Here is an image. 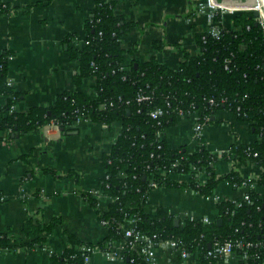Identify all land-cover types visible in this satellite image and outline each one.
I'll list each match as a JSON object with an SVG mask.
<instances>
[{
    "label": "trees",
    "instance_id": "1",
    "mask_svg": "<svg viewBox=\"0 0 264 264\" xmlns=\"http://www.w3.org/2000/svg\"><path fill=\"white\" fill-rule=\"evenodd\" d=\"M8 8L1 5L0 13ZM131 27L116 12L114 1L95 0L83 25L84 45L73 47L70 39H66L69 57L78 66L73 78L77 90L58 95L52 107H33L25 113L10 112L20 95L7 82L9 56L6 52L0 54V95L5 97L0 110V142L39 131L51 123L57 124L63 133L75 130L79 120L107 128L114 124L121 126L111 150L102 157L105 175L99 182L100 195L110 198V202L105 212L97 213L98 220L108 223L107 236L93 244L67 234L68 247L60 254L52 253L51 264H85V257L94 249L115 251L122 242L130 241L124 237L122 227L131 218L135 219V231L140 235L150 239L156 236V245L175 240L189 252L197 249L200 257L196 264H212L217 260L203 256L214 242L223 244L236 239L252 245L246 250V264L263 261L264 197L254 192L250 193V203L239 208L235 202L219 203L221 225L216 221L206 224L199 219L176 225L173 217L162 210L151 217L145 206L153 189L149 186L151 182L156 187L189 188L208 198L220 183L240 185L242 180L233 171L218 175V158L204 145L193 152L183 146L173 150L164 139L158 138V133L165 134L178 121L170 111L157 119L150 117L152 110L163 108L166 102L172 108L178 106L201 116L228 109L237 121H247L243 114L251 113L254 123L249 126V133L259 135L260 140L233 145L232 149L242 164L251 162L264 167V32L254 22L252 12L235 13L230 27L218 39L196 34L199 55L191 57L184 53L178 68L172 70L156 57L126 62L130 52L121 49L120 41ZM153 48L161 51L163 44L153 43ZM87 79L93 80L94 97L78 90ZM138 93L149 96V101L138 103ZM220 98L226 99V103L214 108H209L205 101ZM227 160L224 156L220 161ZM174 164L177 165L173 167ZM162 170L167 174L161 175ZM180 173L189 176L188 183L173 181L171 176ZM199 174L206 179L204 185H200ZM256 184L264 186V173ZM84 196L96 208L97 199L89 193ZM52 228V224L27 220L21 227L26 238L21 246L42 247ZM12 247H15L12 241L0 235V249ZM81 247L91 251L83 252ZM255 256L259 257L257 261L252 259ZM119 259L125 264H149L139 252L128 248L121 249Z\"/></svg>",
    "mask_w": 264,
    "mask_h": 264
},
{
    "label": "crops",
    "instance_id": "2",
    "mask_svg": "<svg viewBox=\"0 0 264 264\" xmlns=\"http://www.w3.org/2000/svg\"><path fill=\"white\" fill-rule=\"evenodd\" d=\"M95 0H0L9 8L0 13V54L6 52L7 82L20 96L15 112L25 113L33 107H52L64 91H76L73 78L78 66L67 51L70 46L83 45V25ZM114 1L116 12L132 25L121 38V49L130 52L126 62H144L156 57L160 63L175 70L183 54L197 55L193 36L203 30V19L189 28L185 19L192 15L197 0H103ZM222 1V0H221ZM240 3L247 0H223ZM236 7V6H234ZM239 8V7H237ZM153 43L163 44L161 51ZM77 45V46H76ZM92 79L84 80L79 91L94 97ZM5 97L0 95V110ZM214 125L205 130L203 141L211 154L236 142L254 140L246 125L233 117L227 121L217 113ZM191 118H183L169 128L164 140L171 149L185 147L193 152ZM71 132H61L52 123L39 131L16 135L0 142V235H5L15 247L0 249V264H51L50 255L60 254L68 247L67 234L88 242L99 243L108 234L98 220V213L107 210L110 199L97 197L99 182L105 175L102 157L108 154L120 134V124L110 128L102 124L80 122ZM216 170L223 175L229 163L218 160ZM234 168L241 176H254L255 167ZM174 182H189L186 174H175ZM89 193L97 199L96 208L85 200ZM241 195L225 183H220L212 196L205 198L189 188L156 187L147 198L145 212L154 217L158 210L173 217L178 225L189 218L218 220V204L235 201ZM217 197L220 200L217 201ZM32 219L44 225L52 224L51 233L42 247L26 248L21 232L23 224ZM120 245L111 253L95 249L85 264H125L120 262ZM156 264H183L176 250L156 246ZM212 264H245L238 253Z\"/></svg>",
    "mask_w": 264,
    "mask_h": 264
},
{
    "label": "built area",
    "instance_id": "3",
    "mask_svg": "<svg viewBox=\"0 0 264 264\" xmlns=\"http://www.w3.org/2000/svg\"><path fill=\"white\" fill-rule=\"evenodd\" d=\"M262 1L263 2H260V0H255L254 5L250 9L235 10V9L226 7L224 5V4H226V2L223 0L220 2L217 0H197L194 13L185 19V23L187 26H189V28L197 27L198 20L202 18L204 23H205V26L203 25V30L195 31L193 36H195L196 34H205V35L210 36L212 38L218 39L220 33L225 28L230 27L231 17L235 13H238L241 11H249V12L256 11L258 13V17L253 18V20L256 23V25L260 26L261 30L264 32V0H262ZM262 3H263V5H262ZM203 39H204V37H202V40ZM82 42L84 45V40ZM196 47H197V55L194 57H197L199 55V52H200L199 47L197 45H196ZM8 85H10V84L8 83ZM149 99H150L149 96H146L144 93H138L136 96V101L138 103L148 102ZM205 101L207 102L209 108H214V107H217L219 104L224 105L226 103V99H224V98L208 99ZM14 111H15V107L12 106L10 108V112H14ZM169 111L177 117L178 121H180L181 119L186 118V117L191 118L193 120L191 132H192V139L194 141L195 148L200 147L202 145H204L206 147V145L203 141V137L205 135V130L207 127L210 126L211 122H213L215 120V117H216L217 113H219V112L223 113L225 116L233 117V119L236 122L245 124L248 130H249V126L254 123L253 122V115L251 113L247 114L248 116L243 114L244 117H248L247 121H237L235 118L236 115H234L232 113V111H230L228 109H225V110L223 109V110L217 111L215 115H213V114L211 115V113L208 112L207 114L201 116V114H199L198 112H194V111L191 112L189 110H184L178 106L172 108L171 105L169 104V102H166L163 108L154 109L149 114H150V117H152L153 119H157L158 117H161L162 115L169 113ZM237 111H240V108H238ZM212 117L214 118V120H212ZM80 122H88V121H85V120L77 121V123H80ZM52 124L55 127H58L57 124H55V123H52ZM158 138L161 140L164 139V134L158 133ZM259 140H260V136L255 135L254 140H252L251 142L245 143V144H240V145H246V144H249V143H252L255 141H259ZM233 145L240 146L236 142H233L232 144L227 146L226 149L218 152V155H215V154H213V155H215L218 158V160H221L222 157L225 156L228 159L227 162L229 163V170L227 173H229L230 171H233V172L237 173L242 179L240 185H236V184L230 185L228 182H223L227 186H229L230 188L241 192V195L237 200L230 201V202H235L236 207L239 208L243 204H249L250 203V193L251 192L256 193L260 197H264V186L259 187L256 184V182L260 179L261 175L264 173V167L258 166L256 164L251 163V162H247L245 164H242L239 161V158L233 153V149H232ZM173 150H176V149H173ZM175 165H177V164H174L172 166L175 167ZM236 165H240L241 167H246L249 165V166L255 167L257 172L254 176H246V177L241 176L237 172V169L234 168ZM165 173L166 172L164 170L160 171L161 175H165ZM227 173H225V174H227ZM180 174H182V173H180ZM199 182H200V185H204L206 182V179L203 177L202 174L200 175ZM149 186L151 188H156V185L153 182H151L149 184ZM98 196L104 197V196L100 195V190L97 192V197ZM106 198H108V197H106ZM216 199H217V201L220 200L219 197H217ZM188 221L192 222V221H195V219H193L191 217V218H189ZM202 221L206 224L209 223L206 219H203ZM99 222L104 227H106L108 225L107 221L99 220ZM135 224H136L135 219L131 218V219H128V221L125 223V225H123V227H122L123 235L126 239H130V241L127 243L122 242L120 244V247L122 249L128 248V250L137 251L142 256V258L145 260V262H147L149 264H156L155 263V248H156V246L163 245V246H166L168 248L176 250L178 253V257L183 264H196L198 258L200 257V254H199L197 249L189 252L185 248L181 247L180 244L175 240H167V241L160 243L159 245H156L154 242V239H156V236H153L150 239V238H146V237L140 235L137 231H135ZM251 246L252 245L250 243H244L242 240H239V239L233 240L232 242H226L223 244H220L219 242H214L212 245L209 246L207 252H205L203 256L205 259H208V260H210V259L223 260V259H228L234 253H238L240 255V258L246 264V262L248 260V255H247L246 250L248 248H250ZM261 248L264 250V239H263V242L261 244ZM80 250L85 252L86 249L84 247H81ZM94 250L91 251V250L87 249L86 251L87 252L91 251V253H92ZM50 253L52 254V252H50ZM91 253H90V255H91ZM105 253H111V252H105ZM89 256L85 257V261H87L89 259ZM252 259L257 261L259 259V257L255 256ZM257 264H264V260L258 261Z\"/></svg>",
    "mask_w": 264,
    "mask_h": 264
},
{
    "label": "water",
    "instance_id": "4",
    "mask_svg": "<svg viewBox=\"0 0 264 264\" xmlns=\"http://www.w3.org/2000/svg\"><path fill=\"white\" fill-rule=\"evenodd\" d=\"M254 3H255V0H247V1H245V2H240V3H237V4H241V5H249V7L251 8V7L254 5ZM252 17H253V18H257V17H258V13H257L256 11H253V12H252ZM212 120H214L213 117H212ZM60 131L62 132V129H60ZM16 137H17V136H16ZM17 138H18V137H17ZM174 223H175L176 225H178V221H177V220H175ZM221 223H222V220H221V219H218V220L216 221V224H217V225H221ZM263 239H264V237H263Z\"/></svg>",
    "mask_w": 264,
    "mask_h": 264
},
{
    "label": "bare ground",
    "instance_id": "5",
    "mask_svg": "<svg viewBox=\"0 0 264 264\" xmlns=\"http://www.w3.org/2000/svg\"><path fill=\"white\" fill-rule=\"evenodd\" d=\"M260 2H263L262 0H260ZM226 7L228 8H232V9H235V10H245V9H250L249 5H241V4H237V3H226L224 4ZM263 5V3H262ZM236 6V7H234ZM239 7V8H237Z\"/></svg>",
    "mask_w": 264,
    "mask_h": 264
},
{
    "label": "rangeland",
    "instance_id": "6",
    "mask_svg": "<svg viewBox=\"0 0 264 264\" xmlns=\"http://www.w3.org/2000/svg\"><path fill=\"white\" fill-rule=\"evenodd\" d=\"M227 117V121L230 119V116H226ZM213 126L214 124H210V126Z\"/></svg>",
    "mask_w": 264,
    "mask_h": 264
}]
</instances>
